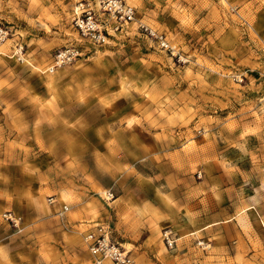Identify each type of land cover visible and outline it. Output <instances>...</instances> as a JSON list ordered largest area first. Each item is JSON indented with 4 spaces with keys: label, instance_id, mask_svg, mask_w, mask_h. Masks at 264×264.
Segmentation results:
<instances>
[{
    "label": "rangeland",
    "instance_id": "374dc122",
    "mask_svg": "<svg viewBox=\"0 0 264 264\" xmlns=\"http://www.w3.org/2000/svg\"><path fill=\"white\" fill-rule=\"evenodd\" d=\"M120 1L0 0V264H264V0Z\"/></svg>",
    "mask_w": 264,
    "mask_h": 264
},
{
    "label": "built area",
    "instance_id": "2783aa9c",
    "mask_svg": "<svg viewBox=\"0 0 264 264\" xmlns=\"http://www.w3.org/2000/svg\"><path fill=\"white\" fill-rule=\"evenodd\" d=\"M104 10L111 12L121 22L133 21L135 13L131 6L122 3L120 0H94ZM86 13L78 17L77 24L84 32H93L97 30V22L91 9L85 10ZM142 25V24H141ZM118 27V26H117ZM11 219V215H7ZM84 242L90 254L95 261L102 263L109 260L113 264H131L133 261L129 252L122 243L112 237L109 229L105 226H99L95 230L88 231L84 235Z\"/></svg>",
    "mask_w": 264,
    "mask_h": 264
},
{
    "label": "bare ground",
    "instance_id": "6f19581e",
    "mask_svg": "<svg viewBox=\"0 0 264 264\" xmlns=\"http://www.w3.org/2000/svg\"><path fill=\"white\" fill-rule=\"evenodd\" d=\"M18 52H19V50H18ZM126 247H127V244H126Z\"/></svg>",
    "mask_w": 264,
    "mask_h": 264
},
{
    "label": "crops",
    "instance_id": "0c3cea01",
    "mask_svg": "<svg viewBox=\"0 0 264 264\" xmlns=\"http://www.w3.org/2000/svg\"><path fill=\"white\" fill-rule=\"evenodd\" d=\"M128 245V244H127Z\"/></svg>",
    "mask_w": 264,
    "mask_h": 264
}]
</instances>
